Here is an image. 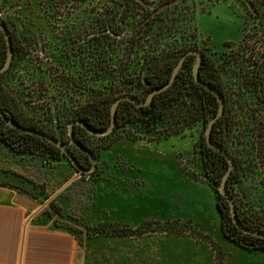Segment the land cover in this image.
I'll list each match as a JSON object with an SVG mask.
<instances>
[{
  "label": "rangeland",
  "instance_id": "374dc122",
  "mask_svg": "<svg viewBox=\"0 0 264 264\" xmlns=\"http://www.w3.org/2000/svg\"><path fill=\"white\" fill-rule=\"evenodd\" d=\"M144 1L147 5L140 6L136 17L153 9L165 12L157 15L154 28L140 40L126 65L128 42L122 41L121 50L105 62L107 78L98 80L93 53L98 40L92 33L95 14L90 0L71 12L62 11L59 18L49 16L37 0H0V16L16 28L21 41V51L4 78L18 110L67 141L69 121L98 89L119 85L123 91L145 97L143 76L150 56L171 58L183 44L215 59L239 45L245 46V58L264 53V0H254L262 7L260 19L252 16L246 0ZM193 7L190 21L187 11ZM173 22L179 28L175 35L154 34L158 26L166 29ZM123 27L121 37L128 39L129 31ZM231 74L226 71V76ZM236 82L233 78L227 82L231 98L238 88ZM208 119L204 103L187 90L155 124L132 118L116 123L105 136L88 137L98 158L90 174L77 171L66 156L54 159L39 149L16 152L1 142L0 163L11 164L17 187L34 194L39 216L64 227L67 260L80 264H232L231 259L237 258L228 252L241 247L221 234L216 206L219 185L204 171L201 159ZM168 138H174L177 147L170 166L141 161L146 146ZM255 154L256 177L243 180L241 188L261 211L264 156L259 151ZM72 177L52 201L60 217L53 206L39 200ZM102 223L141 229L121 237L86 230V225ZM243 250V259L259 252Z\"/></svg>",
  "mask_w": 264,
  "mask_h": 264
},
{
  "label": "trees",
  "instance_id": "16d2710c",
  "mask_svg": "<svg viewBox=\"0 0 264 264\" xmlns=\"http://www.w3.org/2000/svg\"><path fill=\"white\" fill-rule=\"evenodd\" d=\"M37 1L44 6V10L48 12L49 16L59 18L62 11L71 12L76 5H81L87 0ZM90 2L92 3L90 10L95 14L91 18L93 25L92 33L95 39L98 40L94 45L93 52L95 57L94 70L97 73V79L102 80L107 78L105 75V62L108 59H112L114 57L113 54L121 50L122 41L126 40L125 42H128V46L126 47L129 50L128 58L124 62V65H126L132 54L136 51V48L139 47L140 40L146 37L154 28L158 20L157 15L165 11L154 12L153 9L148 13L146 12V15L142 14L143 16L136 17L135 14L140 9V6L147 5V2L144 0H90ZM165 3H168V1ZM246 3L251 9V14L254 18H262V7L259 8L254 0H246ZM194 10L195 8L193 7L190 12L187 11L190 21L194 18ZM262 12H264L263 8ZM2 19L10 32L12 40L14 50L12 65L15 57L21 51V41L17 39L18 33L16 28L10 27L4 17ZM173 23V25L168 24L166 29L165 25L162 28L158 26L154 34L160 33L164 37L175 35L176 31H179V28L175 26L178 23ZM120 24H124L123 26L127 28H125L126 31H129L130 36L128 39L121 37V30L124 27ZM186 46L183 44L181 48H177L174 55L170 56L171 58H167L169 56L167 54L161 58L155 56L148 57L147 70L143 76L147 84L145 96L151 88L164 83L170 77L172 69L181 54L192 48L191 45L187 46V48ZM244 47L240 45L237 48L230 47V50L222 52L218 59L202 51L203 58L198 73L202 80L218 88L224 95V113L214 122L211 129V138L226 150L235 164L227 178L226 186L234 199L236 215L243 225L264 231V209L261 208V211L256 210L249 199L248 192L245 193L241 188L243 180L251 181L256 177V151H259L264 156V53L258 58H245ZM6 55V41L0 29V65L5 61ZM194 58V55L186 56L172 84L165 90L156 93L148 105L136 106L133 102L127 100L120 101L117 106L116 123L127 122L132 118H139L146 124H155L187 90H190L191 93L204 103L207 116L210 119L218 110V100L212 92L194 80L192 75ZM8 69L0 72V108L8 110L19 124L42 130L55 136L47 128L41 126L31 118H26L18 110L15 98L8 91L4 81L5 73ZM227 70L232 72L230 76H226ZM232 78L237 81L238 85L237 90L234 92V98L230 97V88L227 83ZM124 93L143 99L133 92L123 91L119 85H116L114 88L111 86L107 87L103 91L98 89L94 96L81 104L80 109L75 114V118L72 120L81 119L92 128L104 129L110 122V107L112 102L117 96ZM72 128L76 139L83 146L95 153V146L91 145L87 138L102 136L90 134L79 124H74ZM0 142L16 152H33L39 149L40 151L50 153L54 159H59V155L65 156L61 149L52 142L35 134L22 132L9 126L1 116ZM69 149L78 160V163L83 168H87L82 165L79 157L81 154L85 158L84 152L76 147H69ZM201 155L204 171L219 185L222 175L228 166L227 160L220 152L211 148L205 139L201 145ZM28 192L32 197L36 198L34 194L30 191ZM41 197L40 202L48 198L44 194ZM48 205L53 206L52 201ZM216 206L220 214V231L224 238L243 249L264 252V238L244 232L233 223L229 202L219 192H217ZM45 212L49 214V210ZM54 213L60 217L62 216L60 209L57 207H54ZM114 226L116 225L102 223L98 225H86L85 227L86 230H92L93 234L96 235L105 233L119 237L138 232L141 229V226L135 230H130L128 227L117 229ZM58 227L65 230L63 226Z\"/></svg>",
  "mask_w": 264,
  "mask_h": 264
},
{
  "label": "crops",
  "instance_id": "0c3cea01",
  "mask_svg": "<svg viewBox=\"0 0 264 264\" xmlns=\"http://www.w3.org/2000/svg\"><path fill=\"white\" fill-rule=\"evenodd\" d=\"M175 144L174 138L154 142L143 149L141 161L170 166ZM12 172L11 164L0 163V264H80L65 258V233L50 217L39 216L41 211L35 209L38 201L17 187ZM74 179L62 184L46 200L54 201ZM231 249L228 254L237 258L231 259L232 264H264V252H254L252 258L243 259L245 250Z\"/></svg>",
  "mask_w": 264,
  "mask_h": 264
},
{
  "label": "water",
  "instance_id": "95a60500",
  "mask_svg": "<svg viewBox=\"0 0 264 264\" xmlns=\"http://www.w3.org/2000/svg\"><path fill=\"white\" fill-rule=\"evenodd\" d=\"M0 29L3 32L5 41H6V46H7V55H6V59L3 62V64L0 65V72L5 71L6 69L9 68V66L11 65L13 56H14V50H13V46H12V40H11V36H10V32L6 27V24L4 22V20L2 19V17L0 16ZM188 55H194V63L192 66V75L194 80L202 85L204 88L208 89L210 92H212L215 97L218 100V110L216 111L215 114H213L210 119L208 120L206 126H205V141L206 143L213 149L217 150L218 152H220L225 159L227 160L228 166L225 169L222 178L220 180V184H219V188H218V192L224 196L227 201L229 202V206H230V213H231V218L233 223L240 228L242 231L247 232L249 234H254L260 237L264 238V231L257 229V228H250L248 226L243 225L237 215H236V208H235V202L233 197L231 196L230 192L227 189L226 186V182H227V178L230 175L232 169L234 168V161L232 159V157L226 152V150H224L221 145H219L217 142H215L214 140H212L211 138V129L213 127L214 122L216 121V119L221 116L224 113V108H225V102H224V95L221 93V91L212 86L210 83L205 82L204 80H202L199 77V66L201 63V60L203 58V52L198 49V48H191L188 49L187 51H185L183 54H181V56L179 57L177 63L174 65L171 75L170 77L162 84L157 85L153 88H151L147 95L143 98L140 99L132 94H120L119 96H117L114 101L111 104L110 107V122L108 124L107 127H105L104 129H95L90 127L88 124H86L83 120L81 119H74L71 120L68 123V128H67V132H68V137L69 139L67 141H63L59 138H57L56 136L49 134L47 132H44L42 130H37L35 128H30V127H26L23 126L21 124H19L11 115V113L6 110V109H2L0 108V116L3 118V120L6 122V124H8L9 126L20 130L22 132H26V133H31V134H35L37 136L43 137L45 139H47L48 141L52 142L53 144H55L56 146H58L61 151L63 152V154L68 158V160L70 161V163L73 165V167L79 171L80 173L83 174H90L92 173L95 168L97 167V155L92 152L90 149L86 148L85 146H83L75 137L74 133H73V125L74 124H79L80 126H82L87 132H89L90 134L96 135V136H103V135H107L108 133H110L117 122V116H116V112H117V106L118 103L122 100H127L130 102H133L136 106H143V105H148L150 103V101L152 100L153 96L156 93H159L163 90H165L166 88H168L172 82L175 80L176 75L178 73V71L180 70L184 59L186 58V56ZM73 144L76 148H78L79 150H81L82 152H84L85 154H87L91 160V167L89 168H83L79 163L78 160L76 159V157L74 156V154L70 151L68 145ZM49 202V199L46 200L45 204H47Z\"/></svg>",
  "mask_w": 264,
  "mask_h": 264
},
{
  "label": "flooded vegetation",
  "instance_id": "af4514ba",
  "mask_svg": "<svg viewBox=\"0 0 264 264\" xmlns=\"http://www.w3.org/2000/svg\"><path fill=\"white\" fill-rule=\"evenodd\" d=\"M68 147L73 148L75 146L73 144H70V145H68ZM85 155H86L85 158L84 157H83V159L80 158V162L82 163L83 166H86L87 168H89V167H91V160L87 154H85Z\"/></svg>",
  "mask_w": 264,
  "mask_h": 264
}]
</instances>
